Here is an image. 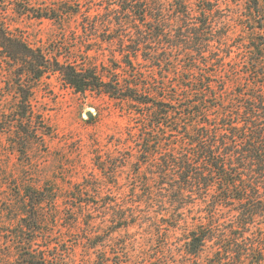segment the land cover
<instances>
[{
  "label": "trees",
  "instance_id": "1",
  "mask_svg": "<svg viewBox=\"0 0 264 264\" xmlns=\"http://www.w3.org/2000/svg\"><path fill=\"white\" fill-rule=\"evenodd\" d=\"M45 19L59 33L33 45L20 23ZM0 62L22 120L26 79L55 75L129 121L120 156L97 166L118 177L132 162V178L89 182L113 196L66 204L68 231L101 246L93 264H264V0H0ZM51 187L1 210L0 264H73L51 239L69 214Z\"/></svg>",
  "mask_w": 264,
  "mask_h": 264
},
{
  "label": "rangeland",
  "instance_id": "2",
  "mask_svg": "<svg viewBox=\"0 0 264 264\" xmlns=\"http://www.w3.org/2000/svg\"><path fill=\"white\" fill-rule=\"evenodd\" d=\"M33 1L50 4L55 0ZM3 17L14 18L15 15L10 11ZM20 27L33 45L47 43L59 33L58 27L46 19L41 23L25 20ZM14 79V74L4 70L0 62V222L4 216L1 210L5 205L8 207V202L18 205L25 189L38 192L50 182L53 190L47 195L59 198L61 213H69L67 220L53 227L51 239L61 241L63 249L69 247L73 264H93L102 254L98 251L101 246L87 248L96 241L90 238L87 229L68 231L67 226L75 213H70L66 204L113 196L109 192L97 193L90 188L89 182L113 183L118 179L120 183H127L132 178V162L117 171L118 177L105 174L97 166V156H120L116 145L119 131L125 130L129 121L120 116L108 97L76 93L64 87L55 75L41 81L26 79L33 88L30 105H27L33 119L32 122L22 120L26 106L16 104L18 93ZM42 126L50 134L40 138ZM113 190L116 193V188ZM20 212L25 213L24 208H20ZM88 215L80 217L81 227H86V221L91 218ZM25 237L37 238L30 230L25 231ZM38 243L41 244L38 241L34 246Z\"/></svg>",
  "mask_w": 264,
  "mask_h": 264
},
{
  "label": "water",
  "instance_id": "3",
  "mask_svg": "<svg viewBox=\"0 0 264 264\" xmlns=\"http://www.w3.org/2000/svg\"><path fill=\"white\" fill-rule=\"evenodd\" d=\"M88 115H89V116H92V113H91V112H89V113H88Z\"/></svg>",
  "mask_w": 264,
  "mask_h": 264
}]
</instances>
